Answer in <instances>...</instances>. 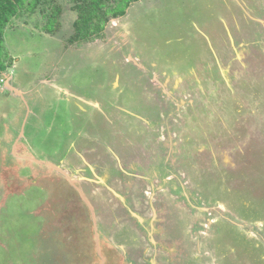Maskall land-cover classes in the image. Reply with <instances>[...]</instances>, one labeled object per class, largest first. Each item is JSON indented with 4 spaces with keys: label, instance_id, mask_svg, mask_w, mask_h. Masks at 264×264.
Masks as SVG:
<instances>
[{
    "label": "rangeland",
    "instance_id": "rangeland-1",
    "mask_svg": "<svg viewBox=\"0 0 264 264\" xmlns=\"http://www.w3.org/2000/svg\"><path fill=\"white\" fill-rule=\"evenodd\" d=\"M89 4L5 28L0 264H264V0Z\"/></svg>",
    "mask_w": 264,
    "mask_h": 264
},
{
    "label": "trees",
    "instance_id": "trees-1",
    "mask_svg": "<svg viewBox=\"0 0 264 264\" xmlns=\"http://www.w3.org/2000/svg\"><path fill=\"white\" fill-rule=\"evenodd\" d=\"M137 0H117L114 7L103 10L105 0H90L89 9L86 15H81V21L75 22L78 30L77 38H87L94 33H101L103 27L110 17H121L126 15L128 7ZM38 0H0V74L6 71L8 64L6 58L9 57L5 47V28L12 17L18 15L23 7L32 10L37 5ZM56 10L46 24L48 32H53V24L57 21ZM110 15V16H109ZM102 20V22H101ZM101 22V23H100Z\"/></svg>",
    "mask_w": 264,
    "mask_h": 264
},
{
    "label": "crops",
    "instance_id": "crops-1",
    "mask_svg": "<svg viewBox=\"0 0 264 264\" xmlns=\"http://www.w3.org/2000/svg\"><path fill=\"white\" fill-rule=\"evenodd\" d=\"M17 59V58H16ZM17 65V64H16ZM22 65V63H18V67L19 66H21ZM15 67H17V66H15ZM9 72V71H8ZM11 73L13 74V78H14V73L11 71ZM5 86V88H6V84L4 85ZM22 88V87H21ZM7 89V88H6ZM9 113V112H8ZM10 114V113H9ZM3 115H4V113H3ZM17 115H14V117H13V119H10L9 121H8V123H7V125H9L10 123H13V125H16L15 123H17L16 122V119H15V117H16ZM9 117V116H8ZM17 118V117H16ZM11 125V124H10ZM25 128L23 127V130H24ZM21 134V133H20ZM20 134H18L19 136H20ZM12 136H10L9 138H8V140L7 141H9V142H11V139H13V138H11ZM11 138V139H10ZM19 144V143H18ZM23 151H24V153H25V155L27 154V149L26 148H24L23 149ZM16 156V155H15ZM18 157H22V158H24V156H23V154H19L18 155Z\"/></svg>",
    "mask_w": 264,
    "mask_h": 264
},
{
    "label": "clouds",
    "instance_id": "clouds-1",
    "mask_svg": "<svg viewBox=\"0 0 264 264\" xmlns=\"http://www.w3.org/2000/svg\"><path fill=\"white\" fill-rule=\"evenodd\" d=\"M4 74L6 75V79H7V78H8V71L6 70V71H4L3 73H1L0 75H4ZM10 75H11V77H13V74H12V73H11ZM6 79H5V80H6ZM3 83H4V82H3ZM0 85H1V83H0Z\"/></svg>",
    "mask_w": 264,
    "mask_h": 264
},
{
    "label": "built area",
    "instance_id": "built-area-1",
    "mask_svg": "<svg viewBox=\"0 0 264 264\" xmlns=\"http://www.w3.org/2000/svg\"><path fill=\"white\" fill-rule=\"evenodd\" d=\"M6 79V75L4 74V75H0V83L2 82H4V80Z\"/></svg>",
    "mask_w": 264,
    "mask_h": 264
},
{
    "label": "water",
    "instance_id": "water-1",
    "mask_svg": "<svg viewBox=\"0 0 264 264\" xmlns=\"http://www.w3.org/2000/svg\"><path fill=\"white\" fill-rule=\"evenodd\" d=\"M9 86V87H8ZM6 88L9 90V88H13L14 89V87H12L11 85H10V83L8 82V84H6Z\"/></svg>",
    "mask_w": 264,
    "mask_h": 264
}]
</instances>
